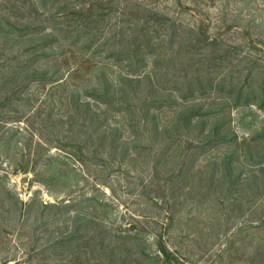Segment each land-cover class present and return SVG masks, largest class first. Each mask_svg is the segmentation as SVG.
<instances>
[{
  "label": "rangeland",
  "instance_id": "1",
  "mask_svg": "<svg viewBox=\"0 0 264 264\" xmlns=\"http://www.w3.org/2000/svg\"><path fill=\"white\" fill-rule=\"evenodd\" d=\"M9 78L11 150L38 159L11 188L62 205L44 217L49 229L10 220L0 264H69L37 250L81 211L116 231L149 223L183 264H253L264 242V0H0ZM221 83L250 99L237 107ZM89 197L107 207L86 210Z\"/></svg>",
  "mask_w": 264,
  "mask_h": 264
},
{
  "label": "trees",
  "instance_id": "2",
  "mask_svg": "<svg viewBox=\"0 0 264 264\" xmlns=\"http://www.w3.org/2000/svg\"><path fill=\"white\" fill-rule=\"evenodd\" d=\"M192 43L193 41L185 43L183 48L186 46V48H188V46L192 47ZM207 43L215 46L217 42L208 40ZM229 50L237 52L239 48L230 46ZM230 54L229 52V55ZM16 89H19V86L15 78H9L0 82V243L2 244L4 242L3 234H5L3 229H5L6 232L8 231L7 223L10 220H22L23 223L33 220V228L31 231L49 229V226L43 223L44 217H47L49 210L56 209L62 205V203L59 202L52 205L41 202V205L37 207L35 201L29 204L25 203L19 196L17 190L11 188V176L36 175V167L34 166L38 164V162H34L38 160L36 156H24L27 159V161H25L22 156L18 159L11 150L16 137L19 135V130L14 127L9 128L8 124L10 121H13V123L19 121L14 120L15 118L13 117H11L12 119L9 118L6 114H2V111L5 110L8 103L12 101L7 94ZM220 89L219 92L227 91L228 89V95L232 101L231 103L237 107L244 96H246V100L250 99V94H245L244 90H240L237 95L235 92L231 91L233 85L228 87L226 84L221 83ZM3 94L5 95V99L1 98ZM14 94L16 95L18 92H14ZM212 144H214V142H212ZM50 160L51 159L48 158L46 163L50 162ZM96 160L99 163H104L102 158ZM37 179H39L37 182L41 181L40 174H37ZM185 188H188V186ZM103 203L104 202H100L96 198L89 197L85 198V201L82 202V207L86 206V210L88 209L94 212L97 206L107 207ZM68 205L69 204H66L61 210H69ZM79 214L76 215L77 217H73L75 218L73 222V218L71 219L70 231L67 232V234H62L59 238L52 237L48 240V244L40 246L37 252H39L43 258L46 257V254L57 251L62 256L68 253L69 257L72 259L68 260L69 264H183V258L179 256L180 254L177 252V247L175 251L172 249L168 250V244L165 241L164 235H152V231V233L150 232L151 235H149V228L146 232L144 225L149 224L147 222L143 223L144 225L141 229L136 228L137 226H141V224L138 225L139 223H135L134 225L133 223V225H129L130 227L128 230L116 231L110 228L105 220H99L92 214H90L87 219H82L81 216H78ZM65 215L67 214H63L62 217H59L64 219L63 217ZM39 223H41V225ZM259 223L264 227V220H260ZM133 232H136V234H133ZM147 247H149V250L153 248L156 254H148L149 250ZM250 257L253 264H264V242L259 244V249L252 252Z\"/></svg>",
  "mask_w": 264,
  "mask_h": 264
}]
</instances>
